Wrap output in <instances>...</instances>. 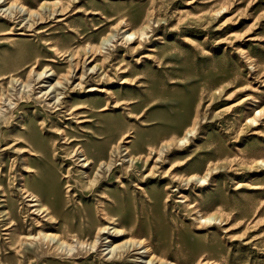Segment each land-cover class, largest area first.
Segmentation results:
<instances>
[{
  "label": "rangeland",
  "instance_id": "obj_1",
  "mask_svg": "<svg viewBox=\"0 0 264 264\" xmlns=\"http://www.w3.org/2000/svg\"><path fill=\"white\" fill-rule=\"evenodd\" d=\"M262 161L264 0H0V264H264Z\"/></svg>",
  "mask_w": 264,
  "mask_h": 264
},
{
  "label": "bare ground",
  "instance_id": "obj_2",
  "mask_svg": "<svg viewBox=\"0 0 264 264\" xmlns=\"http://www.w3.org/2000/svg\"><path fill=\"white\" fill-rule=\"evenodd\" d=\"M134 34H129V36H133ZM59 84V83H58ZM262 114V111H258V113H257V115L254 117V118H251L250 119V121H249V123H257V121H258V116H260ZM192 133L193 132H190V133H188L187 135H186V137L184 138V140H186L187 138H188V136L189 135H192ZM260 164H262V165H264V162L262 161V162H260ZM207 180V178H203V179H201V181H203V182H205ZM207 182V181H206ZM36 186V183H34V182H32V183H26L25 181H24V186H23V190L25 191V193L28 195V197L29 198H32L33 199V201L35 202V203H38L39 202V204H41V205H36V206H33V207H36V208H38L37 210H36V212H38V213H41V212H43V214L44 213H46L48 216L50 215L48 212V210L46 209V206H45V204H44V202H45V199H47L48 198V192L46 193V192H44V191H48V190H46V189H44V191H42V190H40L41 188H39V192H35L34 190H33V187H35ZM36 188H38V187H36ZM49 189V188H48ZM36 190V191H37ZM50 192H51V190H50ZM54 192V191H53ZM52 192V193H53ZM23 194V193H22ZM51 196V195H50ZM48 208V207H47ZM50 209V208H49ZM51 210V209H50ZM53 218V217H52ZM51 218V220L52 221H54L53 219ZM43 220V219H42ZM210 219H207L206 221H209ZM212 220V219H211ZM118 233H120V232H118ZM42 234V233H41ZM31 236V235H30ZM48 236V237H47ZM45 237H47V238H50L51 236L50 235H46ZM58 237V236H57ZM57 237H55L56 239H57ZM54 238V239H55ZM60 240V239H59ZM147 253L149 254V256L150 255H152L151 254V251H147ZM127 256L125 255V254H121V256H120V259H119V261H117V263H120V264H125L126 262H124V261H122V260H124V258H126ZM152 260V259H151ZM116 263V264H117Z\"/></svg>",
  "mask_w": 264,
  "mask_h": 264
}]
</instances>
